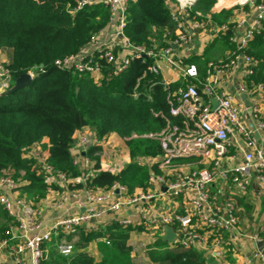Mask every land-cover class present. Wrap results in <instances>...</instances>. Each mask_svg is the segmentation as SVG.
<instances>
[{
  "label": "built area",
  "instance_id": "2783aa9c",
  "mask_svg": "<svg viewBox=\"0 0 264 264\" xmlns=\"http://www.w3.org/2000/svg\"><path fill=\"white\" fill-rule=\"evenodd\" d=\"M96 1L104 2L109 7V24L99 33L92 35L79 52L58 59L55 62L56 67L90 75L95 82L100 83L105 78L104 65L107 76H119L134 58H143L151 60L150 70L159 75L160 61L176 65L171 56L172 45L189 44L193 40V34L183 30L182 24L173 15L176 21L175 30L178 33L167 46H160L165 39H153L150 46L133 45L124 32L130 0H76L77 4L72 12L75 13L84 5ZM186 3L189 7L186 14L190 16L192 2ZM245 4L255 7L256 14L250 23L241 20L240 24L244 23L246 30L239 39H234L233 36L230 38L235 44L230 56L211 61L203 80L198 78L196 65L191 64L184 68L185 74L196 77L198 82L170 92L167 100L172 118L162 112L155 113L166 120V127L158 133L142 135L159 141L162 149L157 158L159 168L171 170V173L164 175L152 171L150 191L147 187L130 193L125 185L115 182L109 187L99 188L98 192L86 187V181L96 172L92 168V161L86 155L87 148L91 145H106L113 148L120 158L123 153L120 145L126 142H123L124 138L117 133H110L100 139L91 128L76 131L71 150L74 164L82 171V175L77 177H70L65 172L56 170L48 162V156L43 155L41 144L38 143L26 151V156L36 159L33 168L37 174L44 176L46 183L59 188L55 190L65 192L64 202L50 205L60 207L71 200L77 211L53 220L51 225L45 228L42 210L22 198L21 190L17 188L11 173L4 171L0 175V205L15 224L0 235V251L7 247L14 264H26V252L30 254V264H43L45 244L51 242L60 232L65 236L70 235L88 221L101 219L110 213L130 210L134 212L119 219L120 225L144 223L150 232L170 225L176 233L175 242L170 245L178 244L181 249L196 247L200 250H210L220 259L221 264H232L226 259L227 251L232 245L227 234L236 227L237 215L231 202H213L210 186L217 177L243 191L254 178L264 184V146L257 142L246 124V113L250 111L251 117L257 120L260 126H264L261 121L264 119V103L261 104L257 97L264 94V84H249L247 81L259 62L247 50L256 35L264 31V0H248ZM192 26L206 27L215 33L229 31L227 25L216 26L210 20H193ZM108 30L111 31L109 38L105 36ZM119 49L127 53L120 57ZM240 62L245 64V79L241 80L233 91L224 87L222 80L228 71ZM28 73L33 79L34 73ZM0 78L11 80L10 72L4 63H0ZM242 95L252 99V106L248 107L242 101ZM134 96L137 98L139 93L135 92ZM233 133L240 136L245 143L243 162L240 164H232V159L236 156L228 154ZM132 136L137 137L136 134ZM190 157L198 159L203 166L192 170H180L176 167L177 159ZM124 166V161L120 160L114 164L109 163L107 170L118 173ZM77 184L83 186L77 187ZM164 193H169L173 199L192 194L189 211L185 214L162 210L153 212L154 201ZM149 201L150 215H147L146 203ZM99 228V225L94 227ZM262 235L264 225L259 228L255 238L261 240ZM106 241L109 243V240ZM58 250L62 255L70 256L74 246L72 242L65 240L59 244ZM258 256L264 264V248Z\"/></svg>",
  "mask_w": 264,
  "mask_h": 264
},
{
  "label": "trees",
  "instance_id": "16d2710c",
  "mask_svg": "<svg viewBox=\"0 0 264 264\" xmlns=\"http://www.w3.org/2000/svg\"><path fill=\"white\" fill-rule=\"evenodd\" d=\"M217 1L196 0L191 14L209 13L215 24L232 27L234 23L229 22V17L233 8L214 12L212 8ZM76 4V0H0V50L10 53L9 61L4 63L10 72V87L20 75L34 73L29 86L11 94H0V175L9 171L23 193L33 188L42 194L49 189H59L37 174L33 168L36 159L27 157L26 151L48 138V162L70 177L80 176L82 173L74 164L71 150L73 136L78 130L91 128L100 139L110 133L124 138L131 161L118 173L104 170L97 154L101 146H89L86 155L96 172L86 181V187L105 188L118 182L130 193L137 188L146 189L150 171L159 174L160 170L158 164L140 162L139 158L160 155L162 149L157 139L142 135L164 129L166 120L155 113L162 112L172 118L167 100L169 93L197 83L198 79L186 75L165 84L161 74L150 70L151 60L143 58H134L119 76H107L104 65L105 78L100 83L90 75L56 67L58 59L79 52L92 35L110 22L109 7L104 2L86 4L73 13ZM218 5L229 6L222 0ZM175 28L176 21L167 0L129 1L124 32L133 45L150 46L153 39H165L160 46H167L177 37ZM230 36L229 32L222 35L221 43L231 49ZM213 46L202 55L188 59L189 63L197 65L201 80L205 77ZM247 51L259 61L248 76V83L264 84V31L250 42ZM135 92L139 93L137 98ZM135 228L114 224L104 231L80 232V240L70 257L56 254L51 258L55 261L45 264H61L62 261V264H133L128 240ZM101 236H107L109 244L101 242L105 254L97 259L86 248ZM148 254L158 264H204L200 249H181L178 244L169 245L160 237Z\"/></svg>",
  "mask_w": 264,
  "mask_h": 264
},
{
  "label": "crops",
  "instance_id": "0c3cea01",
  "mask_svg": "<svg viewBox=\"0 0 264 264\" xmlns=\"http://www.w3.org/2000/svg\"><path fill=\"white\" fill-rule=\"evenodd\" d=\"M186 1H191V8L196 0H167V6L171 10L172 14L176 16L177 20L182 24L183 30H187L193 34V40L189 44H173V51L171 53L172 58L176 62V65H172L167 61H160L161 67V76L164 82L172 83L175 81L180 80L182 77H185L186 74L184 72V68L188 67L193 63H189L188 59L192 55H202L207 48L211 47L212 44L214 46L211 48V61H216L219 58H228L230 56L231 51L233 50L235 44L231 41L233 47L230 49L224 43H221V36L226 34L227 32L222 31L219 33H215L211 31L209 28L206 27H193L192 21L194 20H210L214 25L215 24L212 19L211 15L202 14L200 15L196 13V15L187 16V11L189 9ZM248 0L244 1H236L229 6H219V0L216 2L212 10L214 12H220L223 9H231L233 8V13L229 17V22L234 23L232 27H229L230 38L233 36L234 39H239L246 30L245 22L250 23L252 22L253 18L256 14V9L250 4H245ZM241 20L244 21L243 25L240 24ZM226 25V24H225ZM221 26V25H220ZM177 34L178 31L175 30ZM106 37L111 36V31L108 30ZM1 51V50H0ZM6 56L4 62L9 61V51L2 50ZM120 57L124 56L127 52L125 50L119 49L118 51ZM3 54V55H4ZM208 63V64H209ZM208 64L206 67V74L208 69ZM196 65V64H194ZM197 67V65H196ZM198 76H199V69ZM205 74V75H206ZM245 79V64L239 63L237 66L232 68L228 73L223 77V86L235 91L237 85L241 80ZM203 80V79H202ZM10 79H1L0 80V92L6 91L10 87ZM260 99V103H264V94L257 95ZM242 101L249 107L252 106L253 101L249 96L243 97ZM250 111L246 113V124L252 130L253 136L257 140L260 145L264 146V126H260L258 121L251 117ZM264 123V119L261 120ZM40 144H44L46 146V150L49 154L48 146H49V139L44 138ZM122 147V155L118 156L117 152L114 151L113 148L102 146L100 151V160H101V168L107 170V166L109 163H116L117 161H124L125 164L131 161L129 149L127 146H124V143L120 145ZM245 148V143L243 139L236 135L235 133L231 136V141L229 145V155H235L236 157L232 159V164H240L243 162V150ZM152 161L150 163L158 164V155L151 156ZM140 162H143L139 159ZM178 167L180 170H192L197 167H202L203 165L199 163L198 159L196 158H179L176 160ZM145 163V162H144ZM159 168V165H158ZM80 170V169H79ZM160 170L159 174L168 175L171 173V170ZM81 171V170H80ZM153 170L150 171V173ZM82 173V171H81ZM82 175V174H81ZM80 175V176H81ZM79 187V186H78ZM148 190L150 191V184L148 186ZM141 188H137L135 191L138 192ZM95 191H100L99 188H95ZM134 191V192H135ZM165 191V188H164ZM210 193L213 202L216 204H225L227 202H231L234 205L235 213L237 215V225L236 227L227 234V236L232 241V245L230 249L227 251L226 259L230 261L232 264H263L262 260L258 256V253L262 248H264V235L258 240L255 238V235L259 233V228L264 225V184L258 181L257 179H253L246 190H239L231 183L222 180L221 178L217 177V179L211 184L210 186ZM192 194L190 195H181L177 198H172L169 193H164L162 196H159L154 201L153 205V212L158 211H170V212H179V213H187L191 207L190 199ZM39 208L42 210V221H44V226L47 228L51 225L52 221L55 219L66 217L69 214L76 213L77 209L74 206L73 201H68L65 204L61 205L60 207L50 205L49 203H44ZM135 210V208H133ZM136 211V210H135ZM146 211L147 215H150V201L146 203ZM134 211H120L117 213H110L104 216L101 219H94L91 221L86 222L80 228L81 230H77L76 232L69 235L71 238L69 239L68 235L65 236L62 232L58 235L54 236L51 242L45 244L44 246V259L43 264L46 261H55L51 259L55 257L56 254L60 255L61 253L58 250V246L60 243L65 241L66 239L71 242L76 238L77 242L80 240V232L89 234L94 233L97 231H104L106 227H110L114 224H119V219L125 216H130L131 213ZM199 221V220H198ZM138 222V221H135ZM95 225H99V229H94ZM132 227H136L130 232V238L128 240V244L131 246V257L133 264L139 263L134 259V251L135 248L132 247V239H137V237H142V239L148 240L149 249L154 246V242L160 237L165 234L164 227L158 229L156 232H150V229L145 228L144 223H136L131 224ZM201 225V224H200ZM79 228V229H80ZM74 237V238H73ZM73 238V239H72ZM107 242V236L98 237L96 240L90 242L87 246V250L94 255L97 259H101L104 257V250L101 249V242ZM131 241V242H130ZM20 243V242H18ZM109 244V243H108ZM170 245V243H168ZM144 248L146 249L147 245L142 243ZM74 246V244H73ZM75 249V247H74ZM148 250V251H149ZM203 255L204 264H221L220 259L214 255V253L210 250H201ZM74 253V250H73ZM72 253V254H73ZM71 254V255H72ZM70 255V256H71ZM148 255V260L150 262L151 258ZM29 252H26L24 255L25 263L30 264L29 261ZM64 256V255H60ZM64 256V257H70ZM152 263L158 264L156 262ZM61 264L64 263L63 261L60 262ZM0 264H14L12 260V256L8 248H3L0 251ZM57 264V263H55ZM148 264V263H146Z\"/></svg>",
  "mask_w": 264,
  "mask_h": 264
},
{
  "label": "rangeland",
  "instance_id": "374dc122",
  "mask_svg": "<svg viewBox=\"0 0 264 264\" xmlns=\"http://www.w3.org/2000/svg\"><path fill=\"white\" fill-rule=\"evenodd\" d=\"M3 54L4 53L1 50L0 51V63H6V62H4L5 61L4 59H6V56H5V54L4 55ZM0 80H1V78H0ZM4 92L5 91H2V92H0V94H3ZM124 141H126V140L124 139L123 142ZM124 146H127L125 142H124ZM40 148L42 149L43 155L49 156V154L46 150V146L44 144L43 145L41 144ZM100 151L97 153L98 155H100ZM139 159L145 163H148V164H150L152 161L151 156H144V157H140ZM2 173H4V172H2ZM75 191L77 192V190H75ZM21 196L24 200H27V202L39 207L46 202L49 204L50 203L51 204H58L60 202H64L63 197L65 196V192L61 191V190L49 189L48 191H46L45 193L42 194V193H40V191L37 188H33L31 192H24V193L21 192ZM4 212H6L5 209L0 205V235H2L3 232H5L9 227H11L15 224V223H13V219L8 214H7L8 216H6ZM77 230H81V228L80 229L78 228ZM65 240L67 242H69L66 238H65ZM98 241H100V240H98ZM71 242H72V244H74V247L78 243L76 238H74V240ZM100 242L103 243L104 241H100ZM132 243H133L132 247L133 248L136 247L135 248L136 250L134 251V255H135L134 259L137 262L139 261V263H136V264H146V263L154 264L151 262V260H150V262L148 260V255H147L148 250H149V249H147V248H149L148 240L146 241V239H142V237L139 236V237H137V239H132ZM142 243H145L147 245L146 249L144 248Z\"/></svg>",
  "mask_w": 264,
  "mask_h": 264
},
{
  "label": "water",
  "instance_id": "95a60500",
  "mask_svg": "<svg viewBox=\"0 0 264 264\" xmlns=\"http://www.w3.org/2000/svg\"><path fill=\"white\" fill-rule=\"evenodd\" d=\"M31 81L32 77L30 73H24L17 78L15 85L7 89L4 93L11 94L19 89H23L29 86ZM243 97H245V95H243ZM164 230L165 234L162 236V240L166 241L167 243H174L176 239L174 228L170 225H165Z\"/></svg>",
  "mask_w": 264,
  "mask_h": 264
},
{
  "label": "bare ground",
  "instance_id": "6f19581e",
  "mask_svg": "<svg viewBox=\"0 0 264 264\" xmlns=\"http://www.w3.org/2000/svg\"><path fill=\"white\" fill-rule=\"evenodd\" d=\"M236 1H244V0H222V3L224 5H231L232 3L236 2Z\"/></svg>",
  "mask_w": 264,
  "mask_h": 264
}]
</instances>
